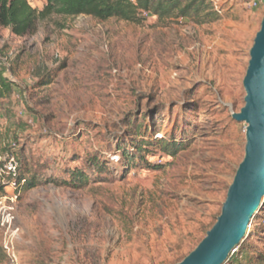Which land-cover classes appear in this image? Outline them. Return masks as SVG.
Here are the masks:
<instances>
[{
	"label": "rangeland",
	"instance_id": "1",
	"mask_svg": "<svg viewBox=\"0 0 264 264\" xmlns=\"http://www.w3.org/2000/svg\"><path fill=\"white\" fill-rule=\"evenodd\" d=\"M254 1L221 0L227 14L200 25L52 15L23 37L0 27V68L17 86L0 99V158L15 145L35 183L14 194L0 185V264H10L8 241L17 264H177L196 248L244 157V124L232 114L264 16V0ZM136 125L145 155L133 153ZM155 133L181 144L175 157ZM122 150L136 167L116 163ZM73 169L88 177L77 190L59 185ZM261 208L251 222L264 233ZM250 230L243 242L264 251Z\"/></svg>",
	"mask_w": 264,
	"mask_h": 264
},
{
	"label": "trees",
	"instance_id": "2",
	"mask_svg": "<svg viewBox=\"0 0 264 264\" xmlns=\"http://www.w3.org/2000/svg\"><path fill=\"white\" fill-rule=\"evenodd\" d=\"M44 1L45 6L43 9L40 12H36V10L30 8L26 0H0V27L9 29L17 37H23L35 31L39 20L47 19L52 15L72 18L88 16L99 22L114 19L132 24H140L149 18V16H155L158 20L176 18L186 24L200 25L215 19H221L228 12V9L224 5H219L216 10L207 0H133V2L131 0ZM253 2L255 1L252 0ZM5 72V69L0 68V99L11 95L17 87L13 81L5 76ZM157 135L159 134L155 133L153 136L154 141L159 142V151L167 156L175 157L181 150V144L173 140L166 142L162 136L157 139ZM131 140L133 153L145 155L150 152L149 143L145 139L141 125H136ZM14 153L16 154L15 145ZM117 153L116 163H120V167H127L128 169L136 167V164L132 160V154H128L126 150ZM88 166L100 172L102 167H104V163L99 158H92L88 161ZM146 166L152 170L160 169V166L149 164L148 162H146ZM21 168L20 162L19 180L24 182L21 185L18 183V191L33 188L35 186L33 178L22 175ZM67 173H69L68 179L62 180L59 182V185L77 190L88 183V177L82 169H73ZM0 189H2V186H0ZM254 225H256L254 221L251 222L250 234H254L256 237H264L263 229L258 228V226L254 228ZM226 264H264V251L259 250L254 242H250L249 240L241 242L237 250L229 256Z\"/></svg>",
	"mask_w": 264,
	"mask_h": 264
},
{
	"label": "water",
	"instance_id": "3",
	"mask_svg": "<svg viewBox=\"0 0 264 264\" xmlns=\"http://www.w3.org/2000/svg\"><path fill=\"white\" fill-rule=\"evenodd\" d=\"M242 86L244 104L232 119L244 124L243 160L215 224L177 264H225L245 239L251 220L264 202V16L249 51Z\"/></svg>",
	"mask_w": 264,
	"mask_h": 264
},
{
	"label": "built area",
	"instance_id": "4",
	"mask_svg": "<svg viewBox=\"0 0 264 264\" xmlns=\"http://www.w3.org/2000/svg\"><path fill=\"white\" fill-rule=\"evenodd\" d=\"M213 7L217 10V7L220 4L221 0H208ZM133 2V0H131ZM253 6H256L257 3L253 2ZM145 17H148L144 15ZM11 150L7 152L2 158H0V185L4 188L9 187L12 188L13 194L18 190L19 185L23 184L24 181L19 180V171H20V162L16 154L14 153V145L11 146ZM15 196L13 195L9 201L13 203L15 200ZM13 208L10 207L8 211H12ZM8 222L13 220V216L8 215ZM250 228V225L248 226ZM5 250L8 253L10 264H17V259L15 256V252L12 246V243L8 241L5 245Z\"/></svg>",
	"mask_w": 264,
	"mask_h": 264
}]
</instances>
